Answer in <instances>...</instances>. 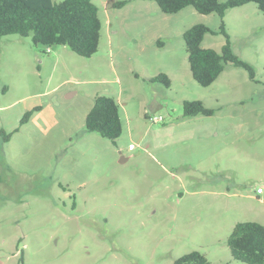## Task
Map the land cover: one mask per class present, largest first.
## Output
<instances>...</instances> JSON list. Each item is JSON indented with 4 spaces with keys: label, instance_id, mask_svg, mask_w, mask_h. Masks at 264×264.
I'll return each mask as SVG.
<instances>
[{
    "label": "rangeland",
    "instance_id": "1",
    "mask_svg": "<svg viewBox=\"0 0 264 264\" xmlns=\"http://www.w3.org/2000/svg\"><path fill=\"white\" fill-rule=\"evenodd\" d=\"M93 1L103 27L91 57L19 34L0 43V264L21 251L28 264H174L192 251L248 264L227 239L239 221L264 224V12L250 2L224 18L255 78L228 66L202 86L184 33L206 24L203 46L220 51V15ZM161 73L170 87L150 81ZM96 95L120 105L116 142L85 130ZM185 100L213 114L185 117Z\"/></svg>",
    "mask_w": 264,
    "mask_h": 264
},
{
    "label": "trees",
    "instance_id": "2",
    "mask_svg": "<svg viewBox=\"0 0 264 264\" xmlns=\"http://www.w3.org/2000/svg\"><path fill=\"white\" fill-rule=\"evenodd\" d=\"M165 13H177L187 6H193L202 14L217 13L223 19L221 32L225 43L218 51L203 46L207 33L215 31L203 23H197L184 33L188 60L194 79L202 86H209L217 80L228 67L246 69L252 79L255 68L240 58L232 49L230 35L225 28L224 18L227 12L250 2L257 4L264 12V0H154ZM126 0H109L112 7H122ZM103 23L99 16V7L93 0H0V43L5 36L19 34L31 36L35 44L64 45L75 53L91 57L98 51ZM161 43V42H160ZM152 82H161L171 86L170 77L161 73L150 78ZM38 109V108H36ZM184 116L213 114L201 100H185ZM32 111H28L22 123L28 122ZM86 132H97L113 142L122 135L123 123L120 105L108 95H96L94 103L86 116ZM9 140V135L5 137ZM227 244L236 260L248 264H264V224L257 221H239L235 223ZM20 264L24 261L21 251ZM174 264H213L200 251H192L177 258ZM224 264V263H214Z\"/></svg>",
    "mask_w": 264,
    "mask_h": 264
},
{
    "label": "built area",
    "instance_id": "3",
    "mask_svg": "<svg viewBox=\"0 0 264 264\" xmlns=\"http://www.w3.org/2000/svg\"><path fill=\"white\" fill-rule=\"evenodd\" d=\"M47 51L48 52H51V48H47ZM160 120H163L162 119V117H157V118H154V121H160ZM257 191L259 192V193H262V192H264V189L262 188V187H259L258 189H257Z\"/></svg>",
    "mask_w": 264,
    "mask_h": 264
},
{
    "label": "crops",
    "instance_id": "4",
    "mask_svg": "<svg viewBox=\"0 0 264 264\" xmlns=\"http://www.w3.org/2000/svg\"><path fill=\"white\" fill-rule=\"evenodd\" d=\"M246 5V4H245ZM244 6V5H243Z\"/></svg>",
    "mask_w": 264,
    "mask_h": 264
}]
</instances>
